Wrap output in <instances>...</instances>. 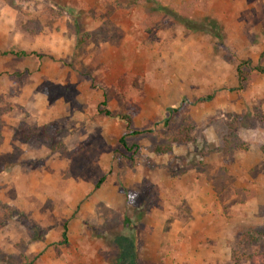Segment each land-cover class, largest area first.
Masks as SVG:
<instances>
[{"label":"rangeland","instance_id":"obj_1","mask_svg":"<svg viewBox=\"0 0 264 264\" xmlns=\"http://www.w3.org/2000/svg\"><path fill=\"white\" fill-rule=\"evenodd\" d=\"M12 2L0 264H264V0Z\"/></svg>","mask_w":264,"mask_h":264},{"label":"crops","instance_id":"obj_2","mask_svg":"<svg viewBox=\"0 0 264 264\" xmlns=\"http://www.w3.org/2000/svg\"><path fill=\"white\" fill-rule=\"evenodd\" d=\"M28 53L33 54L32 52H28ZM168 92L170 93V103L176 102L178 100L179 101L184 100V97H181V95H179V90H177V89H173L172 90V88H170V90ZM206 98H204L203 100L210 99V98H208V99H206ZM166 108L171 109L172 108V105L171 104L170 105H167ZM5 173L6 172H4V171H3V173H2V171H0V180L1 179H5V177H6V174ZM1 175H2V177H1ZM30 184H31V187H32L33 184H34L33 183V179L30 180ZM202 188L203 189L199 190L198 192H195L194 191V194L195 195L194 194L190 195V196H192L191 197L192 200L189 202L190 208H192L191 209V214H194V213L196 214L198 212V210H201V208L199 206L202 205L203 203H205V207L204 208L208 209V206H209V203H210V198L213 197V193L211 192V190L208 187L205 188V186H203ZM199 198H201V199L205 198L206 201L204 200V202H202V201L200 202L199 201ZM63 225H65V224H63ZM224 246L225 245L223 244V247ZM226 246H228V244H226ZM227 251H228V249H227V247H225V249L223 250V252H225V253H223V255L220 256V255H218V254L215 253V251H214V245H213L212 248H211V250L210 251H207L208 253H206V254H208L207 255L208 257L202 258V255H199V259L198 260H199L200 264H202L201 262H204V264L205 263L215 264L216 262L219 263V264L220 263H223V264H233L232 261H231V259H230V255H229V253ZM221 259H223V260H221Z\"/></svg>","mask_w":264,"mask_h":264},{"label":"trees","instance_id":"obj_3","mask_svg":"<svg viewBox=\"0 0 264 264\" xmlns=\"http://www.w3.org/2000/svg\"><path fill=\"white\" fill-rule=\"evenodd\" d=\"M5 1H7L10 5L13 4L12 0H5ZM183 22H184V21H183ZM189 24H191V27L188 28L189 30L195 31V30L198 29V28L195 29V27L192 26V23H191V22H189ZM195 24H196V23H195ZM194 26H196V25H194ZM197 26H199V25H197ZM5 54H9V55H12V56H15V57H16V56H20V57H25V56H27V54H26L25 52H23V51H20V52H17V53H13V52L9 51V52H6ZM35 56H36V55H35ZM208 98H210V97L208 96L206 99H208ZM99 106H100V107H101V106H104V101H103V100L100 102ZM97 112H98V113H102V114H103L104 116H106V117H114L113 115H111V114H110L107 110H105V109H98ZM3 113H4V110H3V109L1 108V106H0V117L2 116ZM119 119L123 121V123L125 124L126 129H128L129 124H130L128 117H127V116H123V115H121V116H119ZM137 134H138L137 131H134V130H129V131H128V136H133V135H137ZM118 143H119L120 145L124 146V137H120L119 140H118ZM167 150H169V147H167V146H166V147H163V146H157L156 149L154 150V152H155L156 154H162V153L166 152ZM101 181H102V179L100 178V179L95 183V185H94L93 188H97V186L101 183ZM61 229H62V230H61V233H60V239H61V240H60V244H65V241H66V226L63 225Z\"/></svg>","mask_w":264,"mask_h":264}]
</instances>
